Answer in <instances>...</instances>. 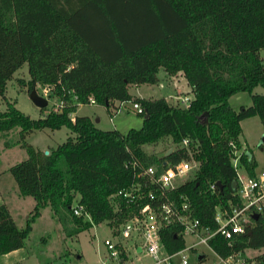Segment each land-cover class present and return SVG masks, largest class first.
<instances>
[{"label": "trees", "instance_id": "1", "mask_svg": "<svg viewBox=\"0 0 264 264\" xmlns=\"http://www.w3.org/2000/svg\"><path fill=\"white\" fill-rule=\"evenodd\" d=\"M262 51L264 0H0V98L7 99L8 83L27 63L30 78L19 80L21 86L30 93L42 85L50 98L65 102L49 113L41 109L38 119L8 100L0 111V136L18 130L28 153L10 172L20 195L35 200L24 228L0 204V256L26 245L32 223L47 207L69 236L103 222L117 235L145 205L158 208L165 201L179 210L187 204L193 218L215 229L217 209L237 202L233 145L242 149L241 122L253 116L264 121V94L253 93L264 86ZM161 69L185 76L193 93L188 108L130 92L131 86L158 84ZM241 92L252 94V104L236 110L229 100ZM130 101L144 108L140 129L106 130L90 116H72L79 105H100L114 115ZM62 128L72 136L48 155L26 142L35 131ZM164 139L172 142L169 156L168 150H144ZM190 161L198 163L194 176L164 195L140 176L150 167L159 176ZM240 166L257 175V162L245 151ZM75 202L83 206L82 216L74 214ZM182 230L177 222L161 229L169 253L186 246ZM210 245L222 256L263 253L264 216L231 241L218 235ZM122 256L127 259L126 252ZM253 259L263 262L264 254Z\"/></svg>", "mask_w": 264, "mask_h": 264}, {"label": "rangeland", "instance_id": "2", "mask_svg": "<svg viewBox=\"0 0 264 264\" xmlns=\"http://www.w3.org/2000/svg\"><path fill=\"white\" fill-rule=\"evenodd\" d=\"M264 59V51L261 52ZM159 82L156 85L144 84L139 87L131 86L130 92L133 95H142L146 98L161 99L165 98L173 104L179 103L185 97L193 98L192 88L188 84L185 76L178 74L168 75L163 69L160 70ZM30 78L28 64L18 70L12 81L8 83L6 100L0 98V111L7 109V100L12 102L20 111L29 115L33 119L41 116V109L30 99L28 88L22 87L19 80L27 82ZM138 88V89H137ZM37 92L49 101L46 112L59 109L61 101L57 98H50L46 87L38 85ZM253 93L264 94V86L258 85ZM181 99V100H179ZM230 105L234 109L241 106L252 104V94L241 92L233 95ZM90 116L102 129H118L121 132H128L131 129H140L143 126V114H139L133 108V101L125 102L114 115L100 105H79L78 110L72 116ZM97 122V120H100ZM242 143L241 152H246L249 158H254L257 162L256 173L264 172V121L259 116H253L241 122ZM72 134L67 128L60 130H41L35 131L26 137V142L44 152L56 148L65 142ZM19 131L15 130L6 138L0 136V204H6L12 217L16 220L19 227L24 228L28 224V218L32 215L35 207L33 197H23L20 195L18 185L10 172V168L25 161L28 153L25 148L18 143ZM6 142L11 143V147L5 146ZM172 142L170 139L160 140L156 143L144 146L148 154L162 155L166 150H170ZM192 166H197V162L190 161ZM240 174L249 173L241 166L238 167ZM195 168L182 178L184 181L192 178ZM77 205V202H75ZM82 216V215H80ZM85 216V215H84ZM87 217V216H86ZM89 218V217H87ZM120 236H116L113 229L103 222L93 225L90 229L78 235L69 236L64 230L63 225L54 216L49 207L43 210L41 217L32 223V231L23 248L0 256V264H118L116 259L106 257L107 248L105 241L110 240L116 243ZM142 242L141 236L133 234L129 239H124V244L129 249V257L122 264H151L153 260L142 252H137L135 244ZM196 239L187 236L186 248L188 264H213L219 262L218 257L207 245L200 244L197 251L190 249ZM197 253H202L206 259L198 261ZM259 252L247 250L246 256L254 258ZM172 264H181L179 257L173 259Z\"/></svg>", "mask_w": 264, "mask_h": 264}, {"label": "built area", "instance_id": "3", "mask_svg": "<svg viewBox=\"0 0 264 264\" xmlns=\"http://www.w3.org/2000/svg\"><path fill=\"white\" fill-rule=\"evenodd\" d=\"M181 100V99H179ZM191 98L185 97L181 100L183 106L188 108L191 103ZM92 104L95 101L92 100ZM124 103L120 104V107ZM65 102L60 103L59 109L63 108ZM133 108L139 114L144 113V108L141 104L133 102ZM190 142L184 140L183 146H188ZM234 156L233 164L237 172V179L235 185V198L237 202H230L229 207H219L215 215V223L217 227L212 229L211 227H205L202 225L199 219L193 218L192 213L187 204H184L181 210L176 208V205L172 201H165L158 208L153 207L151 204L145 205L140 212V216H136L133 219L128 220L121 225L119 232L116 236H121L122 239H118L116 243L110 240L105 241L107 248V255L111 259H116L118 264L124 263L129 257V249L124 244V239H129L135 233L142 238L140 244H135L137 252H142L150 257L153 262L151 264H172L175 257H179L181 264H188V255L186 246L178 252L169 253L161 242L160 231L165 226H170L174 223H180L183 225L181 234L185 238L191 236L196 239L190 246V249L197 251V247L200 244L207 245L212 249L219 259V262L213 264H264V261L249 258L243 252H236L228 256H222L217 253L210 245V241L218 235L223 236L225 239L231 241L236 235L246 232L247 227L251 224L253 216H264V172L257 174L256 176L243 175L238 171L240 166V159L243 154L241 149H237L235 144L233 145ZM197 168L192 166L189 162H182L178 165L168 167V169L161 175L156 176V169L150 167L143 172L140 176L148 177L152 183L158 184L162 189V195L166 191L175 189L182 184L183 177L187 176L191 170ZM148 187V184H146ZM121 194L125 198L131 200V194L128 192ZM151 199L155 198L153 192L150 193ZM184 212H188L184 214ZM84 208L81 205H77L74 209L75 215H82ZM123 252L127 253V259L122 256ZM202 253H197L198 255ZM258 254L263 255L264 252ZM103 264V263H101Z\"/></svg>", "mask_w": 264, "mask_h": 264}, {"label": "water", "instance_id": "4", "mask_svg": "<svg viewBox=\"0 0 264 264\" xmlns=\"http://www.w3.org/2000/svg\"><path fill=\"white\" fill-rule=\"evenodd\" d=\"M30 99L33 101V103L39 107L40 109H44L47 108L49 105V101L47 98L41 96L38 94L36 89H33L30 93ZM97 122H99V120H97ZM173 152V149H170L167 153H166V157L169 156L171 153ZM47 155L49 154V151L45 152ZM164 165H167V162L164 163ZM219 188L222 190L224 187L218 183ZM254 220H258L259 219V215H255L253 216ZM205 258L204 254H199L198 255V261H201L202 259Z\"/></svg>", "mask_w": 264, "mask_h": 264}, {"label": "crops", "instance_id": "5", "mask_svg": "<svg viewBox=\"0 0 264 264\" xmlns=\"http://www.w3.org/2000/svg\"><path fill=\"white\" fill-rule=\"evenodd\" d=\"M182 75V74H181ZM135 87H137V86H135ZM139 87V86H138ZM138 89V88H137ZM134 96H138V95H134ZM138 97H141V98H146V97H144V96H142V95H139ZM99 121H101V119L99 120ZM114 129H116V128H114ZM118 130V129H117Z\"/></svg>", "mask_w": 264, "mask_h": 264}]
</instances>
